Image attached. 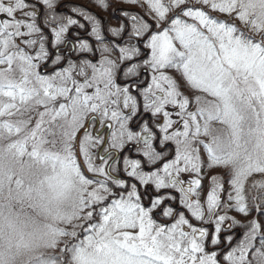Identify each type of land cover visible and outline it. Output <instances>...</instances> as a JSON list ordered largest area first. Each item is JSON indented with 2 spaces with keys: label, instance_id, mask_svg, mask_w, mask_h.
<instances>
[{
  "label": "snow or ice",
  "instance_id": "1",
  "mask_svg": "<svg viewBox=\"0 0 264 264\" xmlns=\"http://www.w3.org/2000/svg\"><path fill=\"white\" fill-rule=\"evenodd\" d=\"M88 2L0 0V264H264V0Z\"/></svg>",
  "mask_w": 264,
  "mask_h": 264
},
{
  "label": "rangeland",
  "instance_id": "2",
  "mask_svg": "<svg viewBox=\"0 0 264 264\" xmlns=\"http://www.w3.org/2000/svg\"><path fill=\"white\" fill-rule=\"evenodd\" d=\"M84 1H85V2H84ZM116 2L118 3V0H116ZM82 3L88 5L90 8L92 7V5L89 4L88 0H83ZM93 10H94V11H98L97 9H93ZM100 15H101V16H104V17H108V18H109V23L112 24V25H116V23H115V22H112V20L110 19V17H112V16L107 15V14H105L104 12L100 13Z\"/></svg>",
  "mask_w": 264,
  "mask_h": 264
},
{
  "label": "flooded vegetation",
  "instance_id": "3",
  "mask_svg": "<svg viewBox=\"0 0 264 264\" xmlns=\"http://www.w3.org/2000/svg\"><path fill=\"white\" fill-rule=\"evenodd\" d=\"M83 2V0H77V3H82ZM85 2V1H84ZM88 6V5H87ZM89 7V6H88ZM105 14H107V15H109L107 12H104ZM106 19H107V21H108V23H109V18L108 17H105ZM110 19L112 20V22H115L116 24L119 22V19H118V17H116V16H112V17H110Z\"/></svg>",
  "mask_w": 264,
  "mask_h": 264
}]
</instances>
